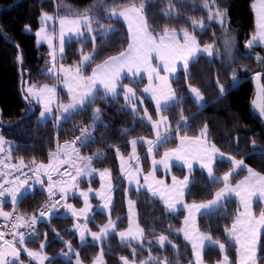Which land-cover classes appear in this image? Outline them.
Segmentation results:
<instances>
[{"label":"trees","instance_id":"trees-1","mask_svg":"<svg viewBox=\"0 0 264 264\" xmlns=\"http://www.w3.org/2000/svg\"><path fill=\"white\" fill-rule=\"evenodd\" d=\"M206 0H148L147 10L144 13L147 22L151 25L149 29L154 35L161 34L165 27L169 30L182 31L186 29L196 36L199 44H213L219 55L207 58L201 55L197 63L191 65V78L185 80L183 71L179 72L178 79L173 82L175 90L182 103H176L169 110L164 111L174 126L178 127L180 115L190 117L197 111V105L187 93V84H192L203 93L207 104L199 112L195 119L190 121V126L184 128L180 125L181 133L194 135L204 126L208 125L209 140L223 152L244 159V162L264 173V117L252 108L255 94V86L252 78L255 73L261 72L259 84L264 87V63L257 60V56L264 58V46L254 44L252 48H246V41L254 31V16L251 9L252 0H207L209 8H204ZM140 6L141 0H0V111L1 132L5 141L10 143L11 159H5L7 163H18L21 159L24 163L46 164L49 161V153L53 152L57 144L65 141H73L80 136V129L92 124V111L100 108V119L103 123H97L93 132L94 142L80 148V153L93 155L102 154L104 158L93 159L97 167L108 168L112 172L115 181L114 203L112 215L119 216L120 222L117 228L125 225V207L123 201L122 181L119 180L117 172L116 152L126 154L129 149V140L137 136H150V128L144 120L131 113L125 108L121 96L113 100L97 99L95 103L88 106L87 111L77 112L67 119L60 129L56 127L53 119L45 123L36 120L35 106L32 115L22 120V114L27 111V103L20 93V84L26 76L27 79L36 84L42 82H53L54 78L44 72L47 64V48L45 45H36L35 35L24 31V26L29 24L32 28L39 26L38 16L42 11L54 12L59 16H83L90 15L98 20L93 22L97 45V54L91 63L85 68L88 71L94 64L105 60L107 57L121 52L128 44L129 38L126 27L117 18L106 17V13L113 7L116 10L131 4ZM217 8L227 9V21L229 31L225 34L222 26L216 21H209V11L215 12ZM86 9H92L86 12ZM172 11L171 17L164 13ZM203 21L206 29L201 32L194 28L191 21ZM100 25H104L100 29ZM108 26L111 32L104 31ZM101 33H107L101 35ZM234 38L232 58L226 60L227 52L223 41ZM92 49L91 39H73L66 43L61 60L64 63L73 64L80 58V52ZM21 53L22 61L17 60ZM247 69V71H244ZM233 70H237L238 83L230 88L227 96L213 103L219 88L216 85L217 77L225 88L231 84ZM65 98V96H63ZM149 105V104H148ZM182 113V114H181ZM107 125V127H105ZM176 125V126H175ZM128 129L125 133L123 130ZM253 142L257 146V152H253ZM171 138L167 145L173 144ZM166 145V144H165ZM79 147V145H77ZM162 146V145H161ZM142 151V147H140ZM249 153V155H245ZM145 154L141 155L143 159ZM230 167L228 162L217 163L216 173H220ZM182 174V169L175 168ZM240 172L239 175H242ZM192 176L195 183L191 191L186 193L188 201H201L208 199L220 183H210L207 176L199 169H194ZM119 180V181H118ZM47 192L41 188H34L17 203L21 215L32 217L37 215V208ZM136 200L138 222L144 229L141 244L121 243L115 234L108 236L102 243L104 247L105 264H120L119 258L136 261H148L149 264H160L167 259L171 264H189L192 262V251L190 244L182 237L179 228L183 211L176 214L166 211L160 201L151 197L146 192L138 194L131 193ZM79 202V201H78ZM237 210L236 202L230 200L225 204L222 212L224 216H199L198 225L201 230L211 235L212 239L227 243L224 235L225 226H230L232 218ZM93 216L99 222L105 220V215L97 211ZM72 220L68 216H52L48 222L41 223L38 227L45 229L49 234L47 238L46 251L54 257L48 264H71L56 254L64 249L63 240L71 242L78 249L79 257L83 262L89 263L98 250L96 244L87 242L86 246H78L77 237L70 228ZM51 226H48V225ZM53 225V226H52ZM58 231L59 237L51 235V230ZM166 236L168 244L159 246V236ZM264 245V232L261 237ZM29 245L37 246V241L27 242ZM172 245H176L175 248ZM135 249V255H133ZM233 244L228 247V255L235 258ZM220 251L216 247L205 249L204 260L212 264L220 258ZM259 264L264 263V246L258 253ZM233 264V261H232Z\"/></svg>","mask_w":264,"mask_h":264},{"label":"snow or ice","instance_id":"snow-or-ice-1","mask_svg":"<svg viewBox=\"0 0 264 264\" xmlns=\"http://www.w3.org/2000/svg\"><path fill=\"white\" fill-rule=\"evenodd\" d=\"M215 2V0H213ZM148 0H141L140 6L131 4L119 11L115 7L111 9L106 15L119 18L123 17L128 24L129 31V44L125 51L119 52L117 55L109 56L102 63L97 64L93 68L91 75L85 76L83 72L85 68L91 63L97 54V45L95 35L92 33L98 31L92 27V23H98L95 17L90 15L77 16L76 18L68 17H53L47 13L41 14V22L44 24L40 30L35 32V35L39 38L38 43L41 41H47L50 48L52 47V41L54 37H50L47 32L48 22H56L58 19L60 25L59 32V44L60 53L63 54L64 46L66 43H71L73 39H79L84 36L86 30L89 34V38L93 43V51L89 54H84L81 57L80 62L75 66L65 68L63 64L57 67L55 60L56 56L54 51H50L49 56L51 58L52 66L47 68L46 73L49 76L55 77L59 84H62L67 89L69 96V102L67 104L60 103L57 99V87L55 85H39L30 84L23 89L24 99L29 102L28 111L22 114L21 119H27L29 113L33 112L31 101H36L41 107V111L38 120L41 123H45L48 119H55L56 127L61 128L62 124L71 116L77 112H86L88 106L95 103L97 99H117L120 96V88L123 87V96L126 102H130L136 99V90L127 85H122L123 78H129L132 82H135L138 78L143 79V74H147L148 84L144 87L143 93L150 94L151 99L155 102L156 114L159 116L158 120H153L148 110L145 109L143 116L139 117L141 120H145L151 124L152 129L156 133L155 140H140L133 139L130 141L133 147V152L129 157L130 160H139V156L136 155V148L138 144L146 143L148 145L147 154L151 156L154 152L158 151L159 147L171 139V131L167 125L168 117L161 115L162 112L169 110L176 103H182L183 99L178 97L175 90L172 88L171 81L177 79V73L183 71L185 80L191 78V65L198 62L201 55L206 54L211 62V58L219 55V51L215 50V41L213 44H207L201 47L196 39V36L190 34L186 29L183 31V43L177 39V32L175 30L169 31L167 27L164 28L161 34L153 35L149 31L151 25L147 22L145 12L147 10ZM204 8H209V3L206 2L203 5ZM253 9L256 12V32L249 39L245 47L252 48L253 45L259 41L264 43V0H259L258 5L253 4ZM92 9H86L85 11H91ZM172 11L164 13L171 17ZM209 21H216L219 23L225 31V34L229 31L227 21V9L217 8L215 12L209 11ZM194 28H199L203 32L208 25L203 21H191ZM100 29L104 28V25L99 26ZM25 31H31V27L26 25ZM112 29H108L111 32ZM2 34V33H0ZM107 33H101L104 35ZM235 41L234 38H227L223 41L225 51L228 53L229 58H232V48ZM18 61H22V56H17ZM153 60L156 63H153ZM257 60L264 63V58L257 56ZM247 71V69H244ZM163 72V74H161ZM254 78L259 81L261 78V72L255 73ZM27 83V82H25ZM238 83L237 70H233L231 84L229 88H225L219 82L217 77L216 85L219 88V95L215 98L213 103H217L223 100L230 88ZM189 94L193 99V102L197 105V111L192 113L190 117H184L181 115L180 121H178V127L176 131V139L180 141V144L168 149L163 153L161 159L156 160L153 158V166L163 165L167 171L171 166H180L188 170L183 179H177L172 177V185H164V181H155L157 185L163 186L162 188H154L151 184L148 185V191L153 196L159 195L163 201L166 209L169 212H175L178 210V206L184 200L185 194L191 191V186L195 183V179L192 176L194 170V163H198L203 173L207 172V178L210 183H222L221 187L214 195L213 198L206 202L192 204H184L183 208L187 210L188 215L184 218V223L187 226L183 231L185 239L192 244V254L195 257V264H203L202 251L208 247H216L221 253H226L228 247L231 244L235 245L237 259L235 264H258L260 259L258 253L262 246V229H264V209L261 210L257 217L253 211V205L259 201L264 202V174L256 172L254 169L247 167L244 163V159H237L234 156H226L221 152L214 144L209 146L208 125L204 124L200 131V135L196 137H189L187 135H180V125L184 128L190 126V121L195 119L203 107L207 104L203 93L199 88L188 85ZM258 98L262 99L261 103L253 101L254 108L258 110L259 115L264 117V87L259 89ZM143 103V100L140 101ZM127 104L125 105V108ZM137 105L131 104L133 114L136 115ZM55 109V112H54ZM100 108H95L92 111V124L80 129V136L76 137L71 142H65L63 145L57 144L56 150L49 153L48 164L36 165L35 161H32V167H30L29 173H24L22 169L28 167L21 159L18 163H7L5 159H0V167L8 169L6 172H0V177H8L0 182V198L5 196L11 197V202L15 206L20 199L25 196L30 189L34 187L29 180L34 178L35 185H40L44 181L42 176L47 177L49 192V200L52 196H55L57 192L60 193L63 199L68 193L72 192L77 187V180L83 176L90 175L95 170L92 169V160L95 158H104L102 154L95 153L93 156L84 157L80 156V148L88 146L89 143L94 142L93 132L96 129L97 123H103L100 119ZM107 127V125H105ZM163 129V131H161ZM125 133L128 129L123 130ZM6 141L2 135H0V153L5 152ZM79 145V147H77ZM253 152H257V146L255 142L252 145ZM264 155V153H259ZM117 155L120 156L119 149H117ZM246 156L249 153L245 154ZM7 160L11 159L10 152ZM122 161L121 171L124 172L123 157L120 156ZM78 162V163H77ZM230 162L231 168L223 174L222 177L215 175L217 169V163ZM75 163V175H72L68 168ZM61 165H67L61 173ZM247 168L248 176L244 180L237 182L235 185L230 183L231 178L237 174L239 170ZM135 172H139V168L135 169ZM63 175L70 176V180H64ZM22 176H27V179H22ZM54 176H60V180L54 179ZM152 176V173H149ZM14 177V178H13ZM102 181V191L96 192V195L101 200L106 202L103 208H109L112 205L113 200L110 195L115 190V185L111 183V172L105 169L100 173ZM127 179L130 181L136 180V176L129 171L127 173ZM148 177H145L147 183ZM138 183V180H137ZM10 185V186H9ZM131 187L126 191H130ZM91 189H89V192ZM89 192H80L79 195L84 197L85 206L79 210V213L70 204H65L64 207L69 209L72 215H86L89 213L92 206L88 203ZM232 196H235L239 200V207L236 215L232 220L230 226H225L224 235L227 238V243H221L219 240H213L210 234L201 233L196 227L197 215L203 217L205 215L212 216H224L226 212H222L225 204L230 201ZM130 205L134 202L129 201ZM46 207V210L40 211V218L46 217L53 209L57 207L56 204H52L51 207ZM242 209V210H241ZM131 213V209H130ZM14 216L13 213H8L0 210V217L8 220ZM15 220L19 223L13 224L14 231L11 232L12 239H5V233L0 232V264H17L21 251L27 253V255L35 260L39 261V264H45L46 260L51 258L42 255L40 251H32L24 248L26 242V236H30L32 232H35L34 225L37 224L38 218L32 216L25 218L23 216H14ZM133 220L129 218V229L125 232H120L121 240L128 241L131 237L132 240H140L144 234V229L135 226L133 230ZM77 230H80V225H75ZM115 227V222L109 219L108 224L100 229L99 232L91 233L93 241H102L106 239L109 230ZM21 228L29 229V232L20 231ZM86 228L80 231L81 245L86 246ZM160 245L163 247L167 241L166 236H160ZM69 251L64 252L65 257H70L71 244L64 242ZM171 244V241H167ZM19 245L20 247H17ZM45 244H41V250L45 247ZM173 248L176 245H172ZM103 252L101 253V256ZM133 255H135V249H133ZM77 259L75 264H81L79 259V253H76ZM123 264H129L127 258L121 257ZM93 264H102L101 257L98 256ZM140 264H149L148 261H140ZM160 264H171L167 259L161 261ZM189 264H192L190 261ZM217 264H231L228 255L223 256V260L218 261Z\"/></svg>","mask_w":264,"mask_h":264},{"label":"rangeland","instance_id":"rangeland-1","mask_svg":"<svg viewBox=\"0 0 264 264\" xmlns=\"http://www.w3.org/2000/svg\"><path fill=\"white\" fill-rule=\"evenodd\" d=\"M129 6V5H128ZM137 6V5H136ZM139 7V5L137 6ZM110 12V10H109ZM107 12V13H109ZM42 13H47L48 15L50 16H53L55 17V14L52 13V12H47V11H42L39 16H38V21H39V26L36 27V28H32L29 24H26L28 26L31 27V31H26V32H31L35 35V32L40 30L42 27H44V24H42L41 22V14ZM106 17H108V15H106ZM119 19L124 23L125 27H126V30H127V34H128V38H129V31H128V24L127 22L124 20L123 17H119ZM25 25V26H26ZM25 26H24V31H25ZM92 27L95 28V26L92 24ZM108 29H113L111 26H108L106 29H104V31H108ZM198 30H200L198 28ZM150 31V30H149ZM169 31H172V30H169ZM47 32H48V35L50 37H54L53 41H52V47L50 48L49 46V43L47 41H41V42H37L38 41V37L35 35V42H36V45H45L46 48H47V64H46V67L44 68V72L46 73V70L47 68L51 67L52 64H51V58L49 56V53L50 51H54L55 53V56H56V60H55V63L57 65V67H59L60 64H63L65 68H68L70 66H75L77 65L80 60H81V57L82 55L84 54H89L92 52V49H87V50H83L80 52V58L78 59V61L76 63H73V64H68V63H64L62 60H61V53H60V47L58 45V41L56 39V24L55 22H52V21H49L48 22V27H47ZM151 32V31H150ZM177 32V39L183 43V31H176ZM190 34H192L191 32H189ZM153 34V33H152ZM91 35H95V33H92ZM154 35V34H153ZM89 38V34L87 33V31L85 30L84 31V36L81 37L82 39V42H84L86 39ZM90 39V38H89ZM248 41V40H247ZM246 41V42H247ZM130 40L128 41V44H129ZM128 44L127 46L122 50V51H125L128 47ZM201 47H203L204 45H207V44H204V45H201L199 44ZM121 51V52H122ZM118 54V53H117ZM117 54H114V55H117ZM232 54H233V51H232ZM112 55V56H114ZM229 55L228 53L226 54V60H229ZM103 61L99 62V63H96L94 64L88 71H85L83 72V75L85 76H88V75H91L92 73V70L93 68L96 67L97 64H100L102 63ZM153 63L155 64L156 61L153 60ZM180 72V71H179ZM179 72L177 73V79H178V75H179ZM47 74V73H46ZM161 74H163V72H161ZM48 75V74H47ZM52 77V76H51ZM54 78V81L53 82H42L40 83L39 85H44V84H48V85H55L57 87V93H58V96H57V99L60 103H63V104H67L69 102V96L67 94V89L63 87L62 84H59L57 79L55 77H52ZM176 80V79H175ZM175 80H172L171 81V84H172V88L175 90V87L173 85V82ZM27 82V83H25ZM148 78H147V74H143V79H137L135 82H132L129 78H123L122 79V85H127L128 87H132L136 90L135 92V96H136V99L130 101V102H126L125 99H124V96H123V87L120 88V96L122 98V102H123V105L125 107V105L127 104V107L131 113L133 114V111L131 109V104L132 103H135L137 105V108H136V116L138 117H141L143 116V113H144V110L147 109L149 114L152 116L153 120H158L159 119V116L156 114V108H155V102L151 99V95L150 94H145L143 93V89L144 87L148 84ZM30 84H34V82H31L27 79V77L25 76L24 77V80L22 81V92L24 93L23 89L25 87H27L28 85ZM36 84V83H35ZM188 85L186 86V90H187V93L188 95L190 96L189 94V88H188ZM192 85V84H191ZM193 87H196L194 85H192ZM177 96L179 97L177 91L175 90ZM63 96H65V98H63ZM191 98V96H190ZM192 99V98H191ZM143 100V103L141 104L140 101ZM193 100V99H192ZM31 104L35 107L37 106V112L35 114V119L38 120V117H39V114H40V111L42 110L40 105H38L36 103V101H31ZM149 104V105H148ZM54 112H55V109H54ZM182 114V113H181ZM161 115H164V116H167L166 113L162 112ZM183 115V114H182ZM168 117V116H167ZM181 117V115H180ZM39 121V120H38ZM53 121L56 123L55 119H53ZM145 121V120H144ZM147 123V125L149 126L150 128V136L146 137V136H137V137H133L129 140V149L127 151L126 154H122L121 152L120 153V156L123 157V161H124V172L122 173L121 171V165H122V161L120 159V156L117 155V152H116V156H117V172L119 174V180L122 181L123 185H122V188H123V201H124V207H125V225L124 227L122 228H117V225L118 223L120 222V217L119 216H113L112 215V208H113V203H114V194L113 192L110 193V195L112 196V200H113V203L112 205L109 206V208H103V205L104 203L106 202L105 200H101L99 196L96 195V192L98 191H102V184L105 183V181H102L101 180V177H100V173L102 171H104L105 169H108V168H103V167H97L94 163V161L92 160V169H94L95 171L92 172L90 175H87V176H83L81 178H78L77 180V187L75 189L72 190V192L68 193L66 196H64V202L53 212L49 213L46 217L44 218H39L38 219V222L37 223H43V222H48L49 219L56 215V216H68L71 218L72 220V223L70 225V228L73 229L74 233L76 234V237H77V242H78V246H81V239H80V231L81 230H84L86 228V232H85V235H86V240L87 242L89 243H92V244H96L98 246V250L96 252V254L93 256L92 260L89 262V263H86V262H83L80 257V261H81V264H93V261L98 257L100 256L101 257V260H102V264H105V258H104V250H103V246H102V243L104 241H106V239L108 238L109 235L111 234H115L118 241L121 242V243H131V244H141L142 240H143V236L140 238V240H132L131 237L128 238V241L127 242H124L121 240V237L119 235L120 232H125L129 229V218H130V214H131V218L133 220V230L135 231V226L138 225L139 228L142 229L141 225L139 224L138 222V216H137V209H136V200L133 196H131V193L132 191L135 192V193H139V192H146L148 195H150L151 197L153 198H156L160 201V203L163 205L164 209L166 211H168L163 203V201L160 199L159 195H156V196H153L152 193L150 191H148V185L151 184L154 188H162L163 186L161 185H157L155 183V181H164V185H167V186H171L173 181H172V177L175 176L177 179H183V177L188 174V170L186 168H182L180 166H171L169 168V170H165L163 165H156L155 167L153 166V158L156 159V160H159L161 159V157L163 156V153L165 151H167L168 149H171V148H175L177 147L179 144H180V141L178 139H176V131L173 130L174 126H172V123L170 122V119H168L167 121V125L170 129H172L171 131V137L172 139L174 140V143L173 144H169L167 145V142L166 143H163L162 146L159 147L158 151L154 152L151 156H149L147 154V148H148V145L146 143H142V144H138L137 145V148H136V155L139 156V160H135V159H132L130 160L129 157L131 156L132 152H133V147H132V144L130 143V141H132L133 139H140V140H143V141H146V140H155L156 138V133L155 131L152 129V126L150 123H148L147 121H145ZM1 126H2V123H1V120H0V135L3 136L2 132H1ZM176 126V125H175ZM203 127H201L196 134L194 135H190V134H186V133H181L180 132V135H187L189 137H196V136H199L200 135V131ZM161 131H163V129H161ZM170 140V139H169ZM207 140H208V143H209V146L214 144L212 143L210 140H209V137L207 136ZM72 141V140H71ZM71 141H67V142H71ZM66 142V141H65ZM65 142H62L60 145H63ZM166 144V145H165ZM215 145V144H214ZM216 146V145H215ZM78 147V146H77ZM140 147H142V151H140ZM216 148H218L216 146ZM219 149V148H218ZM56 150V149H55ZM54 150V151H55ZM221 152H223L221 149H219ZM53 151V152H54ZM145 154L144 158L141 159V155L142 154ZM226 156H233L229 153H226V152H223ZM79 155L80 156H84V157H89V156H93V155H88V154H82L79 152ZM235 157V156H234ZM237 159H242V158H238L236 157ZM49 162V161H48ZM78 163V162H77ZM230 167H228L226 170L220 172V173H216L215 172V175L218 176V177H222L223 174L225 172H227L230 168H231V163L228 162ZM245 163V162H244ZM48 164V163H47ZM245 165L247 167H250L248 166L246 163ZM75 163L70 167L71 169V174L72 175H75ZM139 168V172L136 173L135 172V169ZM175 168H180L182 169V174H179L178 172L175 171ZM252 168V167H250ZM194 169H200V166L198 163H194ZM254 169V168H252ZM109 170V169H108ZM256 172H259L261 174H264L263 172H260L256 169H254ZM131 171L135 176H136V180H133L130 181L127 179V173ZM111 172V170H110ZM240 172H243L242 175H239ZM149 173H152V176H149ZM203 173L207 176V172L206 170L203 171ZM248 176V171H247V168H244L242 170H239L237 172V174H235L231 180H230V183L232 185H235L237 182H240L242 180H244V178ZM145 177H148V181L147 183L145 182ZM61 177H58L56 180H60ZM63 179L64 180H70V176L68 175H64L63 176ZM118 180V181H119ZM137 180H138V183H137ZM31 182V181H29ZM111 183L113 185H116L115 184V181L113 180L112 178V172H111ZM129 187H131V190L130 191H126L127 189H129ZM223 187V184L220 183V185L213 191L212 195L206 199V200H201V201H188L186 199V194H185V197H184V200L182 201V203L178 206V210L175 211V212H169L171 214H176L178 211L182 210L183 211V215L181 217V224H180V229H184L186 228L187 226L185 225L184 223V218L185 216L188 215V212L186 209L183 208V205L184 204H192L193 202L195 203H201V202H206L207 200H210L213 198V195L221 188ZM41 189H44L46 192L47 191V188H48V182H43L42 185L40 186ZM89 189H91V191L89 192ZM80 192H89V197H88V203L92 206V208L90 209L89 213L86 214V215H77V216H73L71 211L67 208L64 207L65 204H70L72 205V207L79 213V210L84 208L85 206V201H84V197L83 196H80L79 193ZM230 200H234L236 202V206H237V209L239 207V200L235 197V196H232V198ZM79 201V202H78ZM129 201H132L134 202L133 205H130L129 204ZM130 209H131V213H130ZM264 209V202H259L257 201L254 205H253V211H254V214L258 217L261 210ZM242 210V209H241ZM94 211H97L99 213H102L105 215V220L103 222H99L96 217L93 216V212ZM237 212V210H236ZM236 212L232 218V220L234 219L235 215H236ZM198 218H199V215H197L196 217V227L199 229V231L201 233H206L204 232L203 230L200 229L199 225H198ZM109 219H111L112 221L115 222V227L110 229L109 230V233H108V236L106 239H103L102 241H93L92 239V236H91V233L93 232H99L100 229L102 227H104L106 224H108V221ZM232 223V221H231ZM80 225L81 228L80 230H77L75 225ZM40 225V224H39ZM48 225V224H47ZM231 225V224H230ZM48 226H51V225H48ZM53 226V225H52ZM262 231V234L264 232V229L261 230ZM51 232V235H55L56 237H59V232L56 231L54 228L50 231ZM182 237L185 239V236H184V232L183 231H180ZM208 234V233H207ZM162 236V235H161ZM47 238L49 240V234L47 233V231L45 229H41L38 227V234L35 238L34 241H37V246H33V245H29L27 243L24 244V248H27L29 250H32V251H40L42 255H45L49 258H53L54 255L48 253L46 251V246L41 250L40 248V245L43 243L45 245H47ZM159 238L160 236L158 237L157 239V244L159 246L160 245V241H159ZM186 240V239H185ZM214 240V239H213ZM189 244H190V247H191V251H192V244L190 241L186 240ZM63 242H68L71 244V248H72V252L70 254V257H65L63 255L64 252H68L69 249L68 247L66 246V244L64 243V249H61V251H59L56 255L57 256H60L61 258L63 259H66V260H71V264H75L76 262V259H77V256H76V253H79L78 252V249H76L74 247V245L69 242L68 240H63ZM221 242V241H220ZM223 243V242H221ZM17 247H20L19 245H17ZM216 248H218V246H216ZM233 248H234V252H235V258L232 260L231 257L228 255V253H221L220 252V258L218 260H216L214 263L212 264H217L218 261H221L223 260V256L226 254L228 255L229 257V261L231 262L232 264V261H233V264H235V261L237 259V255H236V248H235V245L233 244ZM219 250V249H218ZM204 251L205 249L202 251V260H203V264H209L207 263L205 260H204V257H203V254H204ZM103 252V255L101 256V253ZM50 259V260H51ZM50 260H46L45 261V264H48ZM129 264H140L137 263L136 261H133V260H130V259H127ZM119 261H120V264H123L122 260H121V257L119 258ZM17 264H39V261L38 260H35V259H32L30 258L26 252H24L23 250L21 251V254H20V257H19V260L17 262ZM192 264H195V257L193 256L192 254ZM259 264V262H258ZM264 264V263H263Z\"/></svg>","mask_w":264,"mask_h":264},{"label":"built area","instance_id":"built-area-1","mask_svg":"<svg viewBox=\"0 0 264 264\" xmlns=\"http://www.w3.org/2000/svg\"><path fill=\"white\" fill-rule=\"evenodd\" d=\"M5 152L4 153H0V158H6L9 155L10 152V144L8 141H6L5 145ZM36 165H38L35 162ZM28 167H24L22 169V171L24 173H29L30 171V167H32V163L29 164H25ZM61 167V173H63V169L67 166H60ZM8 170L3 169L2 167H0V172H6ZM68 171L70 172L69 168ZM59 176H54V179H57ZM14 178V177H13ZM22 179H27V176H22ZM4 179H8V177H0V182H3ZM34 178L30 179L33 180ZM42 180L47 181V177L46 176H42ZM48 182V181H47ZM10 186V185H9ZM49 193L44 197V199L40 202V204L38 205L37 208V212L40 215V211L42 209L46 210V207H51L52 204H56L58 208L63 202L65 198H61V195L59 192H57V194L55 196H52L51 201L49 200ZM55 208V209H56ZM53 209V211L55 210ZM14 212V216H21L19 210L16 207H13L9 213H13ZM10 217L8 220H5L3 217H0V232H4L5 233V239L11 240L12 239V235L11 232L14 231V229L12 228L13 224L19 223L18 221L15 220V218ZM35 228V232H32L30 236H26V242H31L33 240H35L37 234H38V223L36 225L33 226ZM20 231H25L26 233L29 232V229L27 228H21L19 229Z\"/></svg>","mask_w":264,"mask_h":264},{"label":"crops","instance_id":"crops-1","mask_svg":"<svg viewBox=\"0 0 264 264\" xmlns=\"http://www.w3.org/2000/svg\"><path fill=\"white\" fill-rule=\"evenodd\" d=\"M257 4L258 5V3H259V0H252V2H251V9H252V12H253V16H254V31H253V33L251 34V36H250V38L249 39H251V37L255 34V32H256V12H255V10L253 9V7H252V5L253 4ZM122 9V8H121ZM120 9H118L117 11H119ZM54 13V12H53ZM55 14V17H57V18H59V17H68V18H76V16H59V15H57L56 13H54ZM120 22H122L119 18H117ZM123 23V22H122ZM55 24H56V39H57V43H58V45H59V47H60V44H59V32H60V25H59V22H58V19L56 20V22H55ZM124 24V23H123ZM125 26V25H124ZM248 39V40H249ZM255 44H259V45H262V46H264V43H261V42H259V41H257ZM61 56H62V54H61ZM13 164H16L15 162H12ZM7 170V169H6ZM29 183H32L33 185H34V182H29ZM32 191V189H30L29 190V192H31ZM28 192V193H29ZM14 205L12 204V202H11V197L10 196H5L4 198H0V210H2V211H4V212H8L9 213V211H10V209L13 207Z\"/></svg>","mask_w":264,"mask_h":264},{"label":"water","instance_id":"water-1","mask_svg":"<svg viewBox=\"0 0 264 264\" xmlns=\"http://www.w3.org/2000/svg\"><path fill=\"white\" fill-rule=\"evenodd\" d=\"M18 55L21 56V53H18ZM18 55H17V56H18ZM254 76H255V75H254ZM252 80H253V83H254V86H255V94H254L253 101H256L257 103H261V102H262V99H261V98H258V93H259V89L261 88V86H260V84H259V81H257L254 77L252 78ZM20 85H21V86H20V93H21V96H22L23 100L27 103V107H28L29 102L26 101V100L24 99V93L22 92V82H21ZM253 101H252V108H253L255 111L258 112V110L254 108ZM32 108H33V112H34L35 107H34L33 105H32ZM27 111H28V108H27ZM33 112H30L29 115H32ZM258 113H259V112H258ZM0 117H1V111H0Z\"/></svg>","mask_w":264,"mask_h":264},{"label":"bare ground","instance_id":"bare-ground-1","mask_svg":"<svg viewBox=\"0 0 264 264\" xmlns=\"http://www.w3.org/2000/svg\"><path fill=\"white\" fill-rule=\"evenodd\" d=\"M1 118V117H0Z\"/></svg>","mask_w":264,"mask_h":264}]
</instances>
